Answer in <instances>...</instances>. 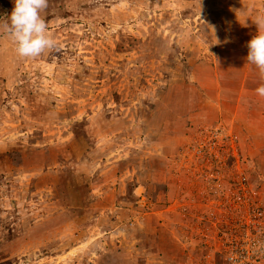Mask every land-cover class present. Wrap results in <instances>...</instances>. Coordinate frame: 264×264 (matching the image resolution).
Instances as JSON below:
<instances>
[{"label":"rangeland","instance_id":"1","mask_svg":"<svg viewBox=\"0 0 264 264\" xmlns=\"http://www.w3.org/2000/svg\"><path fill=\"white\" fill-rule=\"evenodd\" d=\"M13 9L0 0V20ZM262 11L48 0L57 47L36 59L0 31V264H226L187 224L205 208L231 226L227 195L205 202L215 182L239 184L240 237L264 207V78L247 61Z\"/></svg>","mask_w":264,"mask_h":264},{"label":"clouds","instance_id":"2","mask_svg":"<svg viewBox=\"0 0 264 264\" xmlns=\"http://www.w3.org/2000/svg\"><path fill=\"white\" fill-rule=\"evenodd\" d=\"M47 8L48 0H14L10 17L0 20V31L13 42L19 57L36 59L56 49L55 40L48 34V24L41 16ZM253 22L259 34L247 45V61L255 65L264 78V11L258 13ZM256 91L264 96V85Z\"/></svg>","mask_w":264,"mask_h":264},{"label":"built area","instance_id":"3","mask_svg":"<svg viewBox=\"0 0 264 264\" xmlns=\"http://www.w3.org/2000/svg\"><path fill=\"white\" fill-rule=\"evenodd\" d=\"M236 172V171H235ZM237 176V174H235ZM237 178V177H236ZM215 184H219L215 182ZM233 184H238L237 181ZM232 184V185H233ZM220 185V184H219ZM220 187L222 190L221 193L227 195L228 200H232V194H229V190H225ZM219 189V186H218ZM235 186L232 188L235 190ZM238 191H239V184H238ZM220 193V194H221ZM240 201V192H239V200H238V216H239V204ZM233 204V203H232ZM249 210L246 214V234L244 237H240L239 231V222H238V231L237 234H234V238L230 237L229 239L231 242H224L220 244V253L226 251L225 260L227 261L226 264H259L262 259H264V207H258L254 203H250L248 205ZM233 220V216H232ZM227 226V233L231 234L232 231V224L230 223ZM259 236V237H258ZM228 240V239H227ZM231 248L230 250H228Z\"/></svg>","mask_w":264,"mask_h":264},{"label":"flooded vegetation","instance_id":"4","mask_svg":"<svg viewBox=\"0 0 264 264\" xmlns=\"http://www.w3.org/2000/svg\"><path fill=\"white\" fill-rule=\"evenodd\" d=\"M219 186V189H218ZM233 187L235 186V190H233L232 193V203H233V220H232V231H230L231 234L227 233V226L229 222L227 219H225L222 215L218 217L215 212L212 214L211 210L208 211L205 208L204 211H200L199 217H188L189 222L187 224V228L189 231H191L193 236L199 237L201 241L205 242L206 248L209 251H212L209 249L210 245L214 243H223V239H229L230 237L234 238V234H237L238 231V200H239V191H238V184H233ZM220 187L222 188V184H215L213 187L209 189V192L205 194V202L208 203L210 200V204L213 203L218 204L221 202V206L223 207V193L222 190H220ZM221 193V194H220ZM204 204V203H203ZM190 207V206H189ZM204 207H207V204H204ZM202 209V208H201ZM216 211L218 208L216 207ZM189 216L190 214L193 215V209L188 212ZM197 219V221L195 220ZM196 224V227L194 226Z\"/></svg>","mask_w":264,"mask_h":264},{"label":"crops","instance_id":"5","mask_svg":"<svg viewBox=\"0 0 264 264\" xmlns=\"http://www.w3.org/2000/svg\"><path fill=\"white\" fill-rule=\"evenodd\" d=\"M253 68H254V67H253ZM255 69H257L256 66H255ZM239 99H240V97H239ZM240 100H241V99H240ZM240 114L242 115V113H240ZM245 115H246V114H245ZM246 116H247V115H246ZM248 116H250V114H249ZM252 116H253V115H251V117H249V118L247 117V118H248L247 120H249V121H250V120L255 121V118H253ZM262 118L264 119V117H262Z\"/></svg>","mask_w":264,"mask_h":264}]
</instances>
